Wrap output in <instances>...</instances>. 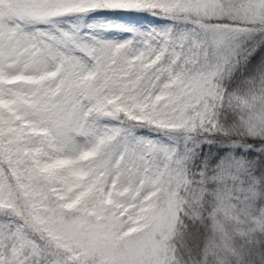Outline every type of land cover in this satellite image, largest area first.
Returning <instances> with one entry per match:
<instances>
[{
  "label": "snow or ice",
  "instance_id": "1",
  "mask_svg": "<svg viewBox=\"0 0 264 264\" xmlns=\"http://www.w3.org/2000/svg\"><path fill=\"white\" fill-rule=\"evenodd\" d=\"M0 264H264V0H0Z\"/></svg>",
  "mask_w": 264,
  "mask_h": 264
}]
</instances>
